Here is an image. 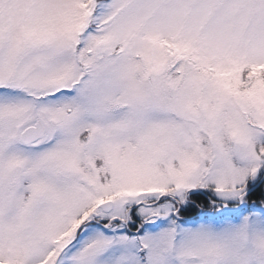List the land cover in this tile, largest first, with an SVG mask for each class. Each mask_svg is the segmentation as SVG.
I'll return each mask as SVG.
<instances>
[{"label":"snow or ice","instance_id":"snow-or-ice-1","mask_svg":"<svg viewBox=\"0 0 264 264\" xmlns=\"http://www.w3.org/2000/svg\"><path fill=\"white\" fill-rule=\"evenodd\" d=\"M256 225L264 0H0V264H256Z\"/></svg>","mask_w":264,"mask_h":264},{"label":"clouds","instance_id":"clouds-1","mask_svg":"<svg viewBox=\"0 0 264 264\" xmlns=\"http://www.w3.org/2000/svg\"><path fill=\"white\" fill-rule=\"evenodd\" d=\"M243 224V218L239 222H233L225 225L223 231L233 233L237 231ZM248 244L254 252L256 264H264V227L250 226L248 233Z\"/></svg>","mask_w":264,"mask_h":264}]
</instances>
